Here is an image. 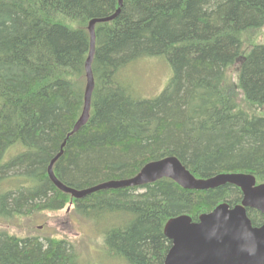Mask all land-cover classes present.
Instances as JSON below:
<instances>
[{
  "label": "trees",
  "instance_id": "16d2710c",
  "mask_svg": "<svg viewBox=\"0 0 264 264\" xmlns=\"http://www.w3.org/2000/svg\"><path fill=\"white\" fill-rule=\"evenodd\" d=\"M121 1L0 0V217L69 205L97 224L116 216L120 224L103 231L106 253L163 264L170 218L198 221L240 203L242 190H191L163 177L73 198L48 166L65 142L54 171L77 189L130 179L169 156L196 177L244 172L264 183V0ZM120 6L96 24L90 117L68 137L84 106L89 23ZM148 56H165L172 77L157 97L138 98L122 71ZM248 215L264 224V213ZM0 264L81 262L66 239L2 230Z\"/></svg>",
  "mask_w": 264,
  "mask_h": 264
},
{
  "label": "water",
  "instance_id": "95a60500",
  "mask_svg": "<svg viewBox=\"0 0 264 264\" xmlns=\"http://www.w3.org/2000/svg\"><path fill=\"white\" fill-rule=\"evenodd\" d=\"M121 6L113 15L90 22L91 42L85 65L87 84L84 106L68 137L79 131L90 117L95 87L92 63L96 51V24L116 18ZM62 155L63 149L50 162L48 175L60 190L74 198H83L100 190L142 186L163 177L171 178L183 188L191 190L214 189L227 183L238 186L243 192L241 203L232 206L223 202L213 211L201 214L198 221H193L187 214H181L166 222L164 233L171 240L172 246L163 264H264V224L254 226L248 215V208L264 213V183H257L253 174L224 172L208 178L196 177L177 157L169 156L147 163L129 180L77 189L63 183L55 174L54 165Z\"/></svg>",
  "mask_w": 264,
  "mask_h": 264
},
{
  "label": "rangeland",
  "instance_id": "374dc122",
  "mask_svg": "<svg viewBox=\"0 0 264 264\" xmlns=\"http://www.w3.org/2000/svg\"><path fill=\"white\" fill-rule=\"evenodd\" d=\"M122 74L138 98H155L171 81L172 68L165 56H148L129 63ZM67 208L38 211L11 220L0 217V231L21 237L66 239L75 246L81 264H129L125 259L111 257L104 248L103 231L113 224H120L116 216L107 215L105 221L97 224L71 211L67 216Z\"/></svg>",
  "mask_w": 264,
  "mask_h": 264
},
{
  "label": "bare ground",
  "instance_id": "6f19581e",
  "mask_svg": "<svg viewBox=\"0 0 264 264\" xmlns=\"http://www.w3.org/2000/svg\"><path fill=\"white\" fill-rule=\"evenodd\" d=\"M121 2H122V1L120 0V5H121ZM117 10H118V9H117ZM91 21H92V20H91ZM91 21H90V22H91ZM98 23H99V22H98ZM89 25H90V23H89ZM88 30H89V26H88ZM89 32H90V31H89ZM90 42H91V39H90ZM64 143H65V142H64ZM64 143H63V144H64ZM63 144H62V148H61V149H63V147H64V145H65V144H64V145H63ZM127 180H129V179H127ZM119 181H126V180L107 181V182H119ZM103 183H105V182H103ZM133 187H135V186H133ZM119 188H121V187H119ZM113 189H116V188H113Z\"/></svg>",
  "mask_w": 264,
  "mask_h": 264
}]
</instances>
